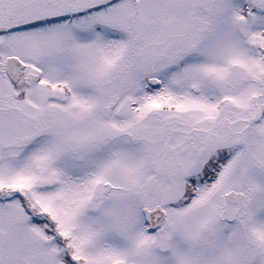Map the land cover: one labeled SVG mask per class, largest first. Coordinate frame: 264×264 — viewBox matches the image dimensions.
I'll use <instances>...</instances> for the list:
<instances>
[{"label":"snow or ice","instance_id":"snow-or-ice-1","mask_svg":"<svg viewBox=\"0 0 264 264\" xmlns=\"http://www.w3.org/2000/svg\"><path fill=\"white\" fill-rule=\"evenodd\" d=\"M0 264H264V0H0Z\"/></svg>","mask_w":264,"mask_h":264}]
</instances>
